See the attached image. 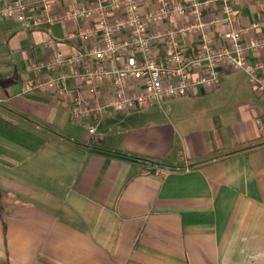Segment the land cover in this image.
Listing matches in <instances>:
<instances>
[{
    "label": "crops",
    "instance_id": "obj_1",
    "mask_svg": "<svg viewBox=\"0 0 264 264\" xmlns=\"http://www.w3.org/2000/svg\"><path fill=\"white\" fill-rule=\"evenodd\" d=\"M84 1L60 0L57 10ZM7 3L0 0V264H264V99L248 75L223 65L215 87L176 97L229 85L241 99L235 124L215 101L189 115L179 108L177 118L156 117L150 104L78 119L68 99L22 91L48 76L29 64L70 48L72 23L29 27L3 14ZM233 6L234 20L217 23L224 16L213 1L212 35L264 17V0ZM199 39L190 33L180 43L190 50Z\"/></svg>",
    "mask_w": 264,
    "mask_h": 264
},
{
    "label": "built area",
    "instance_id": "obj_2",
    "mask_svg": "<svg viewBox=\"0 0 264 264\" xmlns=\"http://www.w3.org/2000/svg\"><path fill=\"white\" fill-rule=\"evenodd\" d=\"M59 1L8 0L2 12L29 27L72 23L65 34L70 48L29 64L37 72L46 68L48 76L25 81L22 91L56 93L72 103L78 119L89 120L106 109L142 110L187 96L198 84L215 87L223 65L244 71L264 99V17L212 35L205 16L214 0H86L63 13L57 10ZM217 1L224 18L215 22H232L233 0ZM147 2L156 6L142 11ZM171 18L181 21L170 26ZM190 33L200 39L187 50L180 40Z\"/></svg>",
    "mask_w": 264,
    "mask_h": 264
},
{
    "label": "rangeland",
    "instance_id": "obj_3",
    "mask_svg": "<svg viewBox=\"0 0 264 264\" xmlns=\"http://www.w3.org/2000/svg\"><path fill=\"white\" fill-rule=\"evenodd\" d=\"M239 74V73H238ZM241 78H244L243 73L239 74ZM245 90L248 93L253 94V90ZM240 94L236 91L233 87H229V85L223 87L222 90L216 92L215 94L206 95L200 99H190V97L184 98H176L173 97L170 100H164L161 105H157L156 103L151 104L153 109L157 110L156 117H163V118H177L182 115H174L175 111L179 108H182L183 113L185 115H189L194 112H198L201 109L213 108L216 106L213 102H224L227 104L230 112H229V120H237V111L235 104L240 101ZM168 102H173L174 104L171 106ZM156 104V105H155ZM175 105V106H174ZM160 106V107H157ZM155 110V112H156ZM234 113V114H233ZM233 124L237 123L236 121Z\"/></svg>",
    "mask_w": 264,
    "mask_h": 264
},
{
    "label": "trees",
    "instance_id": "obj_4",
    "mask_svg": "<svg viewBox=\"0 0 264 264\" xmlns=\"http://www.w3.org/2000/svg\"><path fill=\"white\" fill-rule=\"evenodd\" d=\"M0 196H1V192H0ZM0 213L2 214V210H1V207H0Z\"/></svg>",
    "mask_w": 264,
    "mask_h": 264
}]
</instances>
